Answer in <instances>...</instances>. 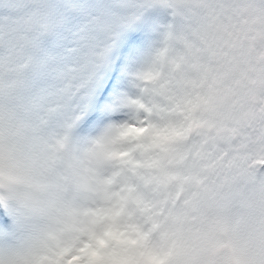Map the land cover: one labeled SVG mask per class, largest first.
<instances>
[{
    "label": "snow or ice",
    "instance_id": "6c2138e0",
    "mask_svg": "<svg viewBox=\"0 0 264 264\" xmlns=\"http://www.w3.org/2000/svg\"><path fill=\"white\" fill-rule=\"evenodd\" d=\"M264 0H0V264H264V111L219 103L225 35Z\"/></svg>",
    "mask_w": 264,
    "mask_h": 264
},
{
    "label": "rangeland",
    "instance_id": "374dc122",
    "mask_svg": "<svg viewBox=\"0 0 264 264\" xmlns=\"http://www.w3.org/2000/svg\"><path fill=\"white\" fill-rule=\"evenodd\" d=\"M243 20L242 27L246 30V35L239 34L232 35L231 27L228 28L223 52L221 53V60L223 70L226 72V80L219 90L225 91V93H217L219 101L227 103L230 116H234L238 120L244 122L249 114V107H241L237 101L232 102L234 97H238L242 93V88L245 83H249L253 94H264V25H262L255 17L250 15L249 11L244 7H241L237 12V21ZM232 24V23H231ZM245 47V51H241V48ZM258 98L257 108L254 106V114L260 115L264 111V102L261 98ZM246 97V95H245ZM229 101V102H228ZM242 108V109H240ZM252 123V122H251ZM251 123L249 125H251ZM212 242L218 245V234L210 235ZM198 244L193 241L191 245ZM238 249L234 245L232 238L230 237V250L228 251L233 263L235 264V255ZM207 256L212 255V251H206ZM125 262L132 264L136 257L129 253H126ZM214 264H232L227 252H220V256L216 251L213 257Z\"/></svg>",
    "mask_w": 264,
    "mask_h": 264
},
{
    "label": "trees",
    "instance_id": "16d2710c",
    "mask_svg": "<svg viewBox=\"0 0 264 264\" xmlns=\"http://www.w3.org/2000/svg\"><path fill=\"white\" fill-rule=\"evenodd\" d=\"M259 97H257V96H255V95H253V94H251L250 96H248L247 98H244V97H242V96H240V97H238L237 99H238V103L240 104V105H242L243 107H249L250 108V111H249V115H253L254 114V106H255V108H257L258 106H257V102H256V100L258 99ZM263 101H264V99H262ZM262 105L264 104V102H260ZM247 121V125H249L250 123H251V121L250 120H246ZM252 124H254V123H251V125ZM251 125H249V126H251Z\"/></svg>",
    "mask_w": 264,
    "mask_h": 264
}]
</instances>
